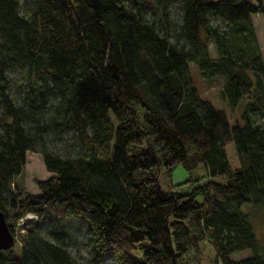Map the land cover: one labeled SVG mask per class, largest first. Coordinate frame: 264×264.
<instances>
[{
  "label": "trees",
  "instance_id": "trees-1",
  "mask_svg": "<svg viewBox=\"0 0 264 264\" xmlns=\"http://www.w3.org/2000/svg\"><path fill=\"white\" fill-rule=\"evenodd\" d=\"M252 13L264 0H0V209L15 237L0 264H86L72 250L79 235L92 264H264L250 215L264 219ZM191 61L205 80L224 78L231 106L245 97L241 120L200 96ZM26 150L51 172L38 193L16 179ZM178 163L206 179L163 188L158 171Z\"/></svg>",
  "mask_w": 264,
  "mask_h": 264
},
{
  "label": "rangeland",
  "instance_id": "rangeland-1",
  "mask_svg": "<svg viewBox=\"0 0 264 264\" xmlns=\"http://www.w3.org/2000/svg\"><path fill=\"white\" fill-rule=\"evenodd\" d=\"M171 16L177 19V9L171 7ZM251 20L253 24V29L255 32L256 39L258 41L260 51L264 61V14L261 13H252ZM208 48L212 55L216 54L215 44L212 39L208 42ZM190 73L193 82L197 86L198 92L201 97L209 99L212 103L217 106L222 107L229 119V122H234L236 119L241 120V112L243 107L241 105L242 101L245 100V97L238 103L237 105L231 106L228 102L226 95L223 93L222 86L224 82V78L222 76H215L210 80H205L198 73V68L194 62L189 63ZM10 76L14 78V83L19 84L22 76L21 70L19 68H12L9 70ZM63 140L55 139L54 142H50V144H55L56 146H60ZM226 152L229 158V161L232 166L238 164V157L235 152V147L232 141H228L226 143ZM51 172L48 171L43 163L41 153L35 150H26V161L22 168V171L16 176V179L23 185V189L26 192L38 193L39 188L37 186L36 180L44 178L50 175ZM191 177V178H190ZM196 177H200V180L206 179V174L203 167L199 166L193 169H186L183 167L182 163H178L171 171L170 175H166L161 168L158 171V178L160 184L163 188H175L179 191L189 189L193 183L197 181ZM215 179H219L220 177H214ZM172 183L173 185H170ZM200 198V196L198 197ZM243 209H250L249 203H244L242 205ZM251 212V220L253 223L254 231L259 240L264 244V219L262 214L257 209H250ZM18 222V221H17ZM15 235H18L15 233ZM15 242V241H14ZM206 245L205 251L208 254V257H213V250ZM73 252L84 261L86 264H92L88 262V251L87 244L83 241V238L79 235L76 238V244L72 245ZM249 249H240L234 250L231 252L232 257H239L249 254ZM136 256L139 257V251H136ZM96 264H115L111 261V259L102 260ZM201 264H221L220 262L216 263L209 260H203Z\"/></svg>",
  "mask_w": 264,
  "mask_h": 264
},
{
  "label": "water",
  "instance_id": "water-1",
  "mask_svg": "<svg viewBox=\"0 0 264 264\" xmlns=\"http://www.w3.org/2000/svg\"><path fill=\"white\" fill-rule=\"evenodd\" d=\"M15 237L9 228L6 217L0 209V248H8L14 244Z\"/></svg>",
  "mask_w": 264,
  "mask_h": 264
},
{
  "label": "built area",
  "instance_id": "built-area-1",
  "mask_svg": "<svg viewBox=\"0 0 264 264\" xmlns=\"http://www.w3.org/2000/svg\"><path fill=\"white\" fill-rule=\"evenodd\" d=\"M30 215H33V214L30 213V212H28V213L25 214V216H30ZM21 221H22V219H20L18 222H21Z\"/></svg>",
  "mask_w": 264,
  "mask_h": 264
}]
</instances>
